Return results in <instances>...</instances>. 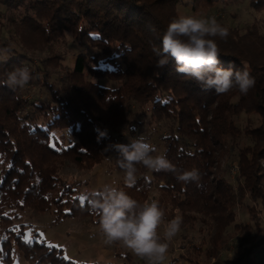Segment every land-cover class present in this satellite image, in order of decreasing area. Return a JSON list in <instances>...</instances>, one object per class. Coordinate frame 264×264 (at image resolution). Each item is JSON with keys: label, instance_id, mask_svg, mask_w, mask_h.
<instances>
[{"label": "trees", "instance_id": "1", "mask_svg": "<svg viewBox=\"0 0 264 264\" xmlns=\"http://www.w3.org/2000/svg\"><path fill=\"white\" fill-rule=\"evenodd\" d=\"M183 1L187 2L0 0L7 10L23 9L20 20L34 30L35 42L50 47L69 34L79 47L92 49L77 54L72 66L62 65L61 52L32 60L23 48L32 45L20 37L21 52L13 37L0 32V49H11L6 59L0 57V83L14 67L27 66L31 81L45 86L52 98L49 103L29 102L20 88L12 91L0 86V259L4 263L14 264L18 250L27 264H80L38 230L32 229L28 236V226L15 219L18 211L31 207L39 212L51 211L54 223L89 216L99 224L86 196L92 190L81 192L60 170L65 161L93 169L110 153L117 156L114 150L105 149L130 141L115 139L97 111V103L129 121L126 108L133 101L151 121L166 123L168 132L161 136L162 155L178 172H199L198 181L180 182L173 172L150 170L149 175L147 168L137 165L136 185L118 188L143 204L156 185L160 191L156 201L165 213L163 222L182 217L181 228L200 221L207 229L208 238L194 244L189 254L175 256L169 264H201L203 254L211 264L257 262L256 252L264 250V33L257 23L245 32L224 26L230 35L226 41L216 38L220 66L243 70L246 65L255 86L247 94L236 88L220 95L214 90L204 91L195 79L177 73L171 57L164 68L155 67L159 57L153 46L161 45L163 31L181 16L179 4ZM219 1L223 0H192V9L202 12ZM250 5L264 12V0H251ZM60 66L64 72L61 89L49 81ZM91 78L111 79L117 85H103ZM27 104L30 108L25 110ZM243 113L247 122L240 126L236 118ZM103 130L108 136L98 140ZM242 137L250 142L240 145ZM235 147H239L236 186L220 170L221 158ZM238 205H245L249 214L243 222L236 220ZM231 225L237 232L235 240L227 233ZM231 241L235 254L222 258L220 253ZM127 256L126 264H136Z\"/></svg>", "mask_w": 264, "mask_h": 264}, {"label": "rangeland", "instance_id": "2", "mask_svg": "<svg viewBox=\"0 0 264 264\" xmlns=\"http://www.w3.org/2000/svg\"><path fill=\"white\" fill-rule=\"evenodd\" d=\"M250 1L223 0L202 12H195L192 9V0H187V2L183 1L179 4V10L181 15L196 16L198 18L214 16L223 26L237 27L241 32H245L252 23H257L259 30L264 33V12L255 10L250 5ZM21 11L7 10L5 5L0 2V21L2 23L0 32L2 36L13 37L14 45L21 52L23 51L21 49L22 39H25L26 42L32 45V48L23 47L32 60L48 57L54 52H61L64 55V58L60 60L62 65L67 64L72 66L77 54L92 50L88 47H79L69 34L55 41L50 47L40 42H35L36 35L34 30L20 20ZM0 57L2 58L3 56ZM55 71L57 72L52 73L49 81L56 88L61 89L63 87L61 78L64 75L62 66ZM91 79L111 87L117 85L116 81L107 78H101L99 80L95 78ZM20 92L23 98L28 99L29 102L32 100L44 103L52 101L49 90L45 86L38 85L35 81L29 82L23 89H20ZM29 108L30 104H27L25 110ZM102 108L97 103V111L102 115L105 126H107L109 132L116 140L129 142L133 138L143 136L146 142L153 145L156 149V152L153 154L162 155L164 144L161 136L168 132L164 121H151L149 114H143L140 104L135 101L131 102L126 108V116L129 121H123L113 112ZM236 122L238 125L244 126L247 122V114H241L236 118ZM248 142L250 140L247 137H242L240 138L239 144L242 145ZM238 152L239 147L228 150L221 158L220 167L222 173L235 186L239 181L238 170H235ZM115 158L116 156L110 153L101 164L95 166L93 169H82L71 161H65L60 171L66 180L72 182L81 192L98 190L105 184L119 188L125 185L124 172L117 166ZM146 174L150 175L151 171L147 169ZM159 194V188L155 185L146 202L156 201ZM256 203L257 207L260 208V203ZM18 213L19 216L15 221L28 226V236L32 229L38 230L51 243L61 245L67 256L75 258L80 264H126V260L128 259L127 254L130 255L133 263L147 264L146 259L134 255L120 243L105 244L99 224H95L89 216L67 218L60 223H54V215L51 211L39 212L31 207H27L23 211H18ZM236 214L237 222H243L249 218L245 205H238L236 207ZM167 223V221L162 222L158 228V233L161 237H163ZM262 226L264 227V212L262 213ZM203 227L200 221H196L193 226L186 228L180 227L179 232L169 241V248L163 264H169L179 254H189L194 244H199L206 239L207 229H203ZM262 230L264 235V228ZM227 233L231 235L233 240L236 239L237 232L233 228V225L228 227ZM232 241L230 242V246L220 253L222 258L231 257L235 254V247ZM256 253L257 262L255 264H264V250ZM179 263L186 264L182 263V261H179ZM0 264L6 263L0 259ZM14 264H27L23 254L18 250L15 253ZM201 264H211L204 254L201 257Z\"/></svg>", "mask_w": 264, "mask_h": 264}, {"label": "clouds", "instance_id": "3", "mask_svg": "<svg viewBox=\"0 0 264 264\" xmlns=\"http://www.w3.org/2000/svg\"><path fill=\"white\" fill-rule=\"evenodd\" d=\"M151 30L155 32L154 27ZM229 35V29L214 16H178L163 31L161 45L153 46V52L159 57L155 67L164 68L171 57L176 63L177 73L195 79L204 91L214 90L220 95L236 88L240 93L247 94L255 86V78L247 66L243 70L231 65L228 68L220 66L221 53L216 38L226 41ZM10 51L0 49V56L6 59ZM155 75L159 76V73ZM32 79L29 67H14L7 72V79L0 86L15 91L17 88L23 89ZM107 136V130L99 131L98 140ZM108 150L117 153L115 162L124 172V183L129 188L136 185L137 165L155 172H173L180 182L198 181L200 178L198 170L178 172L166 156L154 155L156 149L143 136L133 138L129 144H110L105 149ZM86 196L89 210L99 217L105 244L120 243L134 255L146 259L147 264H163L169 241L179 232L182 217L170 220L161 237L158 228L165 213L157 201L141 204L125 191L109 184L87 192Z\"/></svg>", "mask_w": 264, "mask_h": 264}, {"label": "snow or ice", "instance_id": "4", "mask_svg": "<svg viewBox=\"0 0 264 264\" xmlns=\"http://www.w3.org/2000/svg\"><path fill=\"white\" fill-rule=\"evenodd\" d=\"M84 198H81V202L83 203ZM50 247H56L54 245H50Z\"/></svg>", "mask_w": 264, "mask_h": 264}, {"label": "built area", "instance_id": "5", "mask_svg": "<svg viewBox=\"0 0 264 264\" xmlns=\"http://www.w3.org/2000/svg\"><path fill=\"white\" fill-rule=\"evenodd\" d=\"M235 170H238V166L236 165V169Z\"/></svg>", "mask_w": 264, "mask_h": 264}]
</instances>
